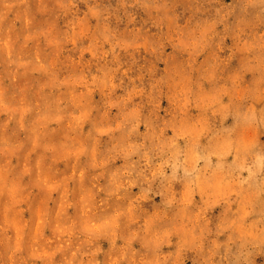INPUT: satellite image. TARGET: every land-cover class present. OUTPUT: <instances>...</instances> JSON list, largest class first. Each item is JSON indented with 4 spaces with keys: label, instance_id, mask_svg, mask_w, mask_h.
<instances>
[{
    "label": "clouds",
    "instance_id": "9594fccd",
    "mask_svg": "<svg viewBox=\"0 0 264 264\" xmlns=\"http://www.w3.org/2000/svg\"><path fill=\"white\" fill-rule=\"evenodd\" d=\"M0 264H264V0H0Z\"/></svg>",
    "mask_w": 264,
    "mask_h": 264
}]
</instances>
